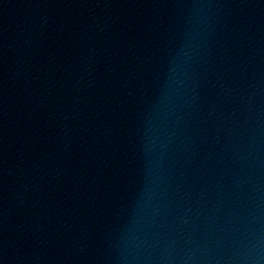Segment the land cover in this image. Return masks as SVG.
Listing matches in <instances>:
<instances>
[{
	"label": "water",
	"instance_id": "obj_1",
	"mask_svg": "<svg viewBox=\"0 0 264 264\" xmlns=\"http://www.w3.org/2000/svg\"><path fill=\"white\" fill-rule=\"evenodd\" d=\"M0 264H264V0H0Z\"/></svg>",
	"mask_w": 264,
	"mask_h": 264
}]
</instances>
